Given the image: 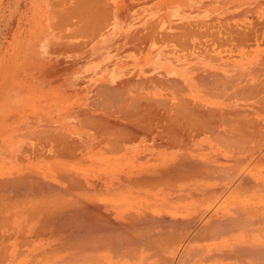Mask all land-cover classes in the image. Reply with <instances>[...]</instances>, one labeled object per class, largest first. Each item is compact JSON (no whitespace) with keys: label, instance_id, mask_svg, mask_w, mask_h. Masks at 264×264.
Instances as JSON below:
<instances>
[{"label":"bare ground","instance_id":"bare-ground-1","mask_svg":"<svg viewBox=\"0 0 264 264\" xmlns=\"http://www.w3.org/2000/svg\"><path fill=\"white\" fill-rule=\"evenodd\" d=\"M198 48L181 77L153 75L148 98L128 78L133 97L110 111L0 128V264H264V54L211 65ZM27 134L50 141L49 161L24 153Z\"/></svg>","mask_w":264,"mask_h":264},{"label":"crops","instance_id":"crops-1","mask_svg":"<svg viewBox=\"0 0 264 264\" xmlns=\"http://www.w3.org/2000/svg\"><path fill=\"white\" fill-rule=\"evenodd\" d=\"M84 1L88 2L87 6L91 3L101 5L95 7L97 5L92 4L94 8H86V3L81 0H0V128H34L37 125L42 128L40 124L46 126L55 119H65L67 116L75 118L81 109V112L88 110L87 113L110 111L113 108L112 102L121 97L118 94H127L131 90L128 87H136V82L131 79L128 81V78L138 79V82L139 78L146 79L145 82L140 79V83L137 82L138 86L133 90L135 93L139 91L140 95L131 92L134 97L139 96L137 98L140 100L141 97L148 98L146 95L150 90V83L157 76V80L178 78L182 71L195 66L193 64L197 65L198 39L212 35L222 36L208 33L209 28L230 21V17L234 15V7L241 5V0L237 3V0ZM100 6L109 11L107 14L103 11L108 19L99 12L102 11ZM93 9H97L99 13H95ZM91 12L92 15H97L92 18L91 14L88 15ZM94 21L96 24L92 23ZM67 65L71 66L68 68ZM153 75L156 77H152ZM127 81L128 83L123 84ZM108 85L111 89H107ZM98 86L99 89L110 90L109 94L106 90L103 92L105 97L101 93L105 102L101 101H104L102 96L95 98L100 92ZM115 87L123 91L118 93L120 90H115ZM107 94L112 99L111 103L109 101L110 105L106 102L109 99ZM112 95L114 99L119 97L113 100ZM133 96L129 95L130 98ZM90 99H93V103H99H96L98 110L93 109L95 104ZM102 106L110 108L105 110ZM77 110L79 111L76 112ZM76 118H80V115Z\"/></svg>","mask_w":264,"mask_h":264},{"label":"rangeland","instance_id":"rangeland-1","mask_svg":"<svg viewBox=\"0 0 264 264\" xmlns=\"http://www.w3.org/2000/svg\"><path fill=\"white\" fill-rule=\"evenodd\" d=\"M237 1H236V3H237ZM234 9L235 10H233L232 12L235 15H232V17L230 18V21H227L226 23H220L218 25H215L213 28H209L208 33H210V34H221L222 36H220V37H212V36L202 37L199 39V41L201 40V42L198 41V47L202 46V47L206 48V54H208V55L206 56V54L204 53V59L205 60L207 59L208 63L211 65H221V64L227 65L228 64L227 62L230 63L228 65H231V64L236 65V63H238L239 61L245 62L255 54V50H259V52L261 54H264V36H263V34H264V0H242L241 5L234 7ZM245 10H247V11H245ZM243 11H244V13H242ZM237 13L240 14V15H238L240 17L236 16ZM222 24H224V25H222ZM228 24L232 25V26L229 27ZM232 28L235 31L231 30ZM234 28H236V29H234ZM250 28L253 31L250 30ZM258 31L260 33H258ZM230 32H232V33H230ZM237 33H238V35H237ZM239 34L242 35V37ZM259 34H261V35H259ZM232 37H234V39ZM257 39H258V42H257ZM260 39H262V40H260ZM224 40L227 41V43ZM230 41H231V43H230ZM255 42H257L258 44ZM198 49L200 50V48H198ZM198 55L201 56L202 53L199 51ZM218 63H220V64H218ZM158 88H160V87L158 86ZM149 94H150V92L147 94L148 97H149ZM134 95H136V94H134ZM75 121H76V119L74 120V123H75L74 125L77 124L76 123L77 121L76 122ZM28 135L30 137V140H28V142L26 143L27 146L24 149V153L26 151L27 154L31 155V158H30L31 161H33L34 159H35L34 161H39L41 159L40 162H44V160L49 161L50 158L52 157L50 155L51 154L54 155V153L52 152V149L50 148L51 147L50 141L45 140V141L40 142V140L37 141L36 138H34V136L33 137L30 136V134H27L26 137H28ZM18 136L20 137L21 135H18ZM31 137L34 139H32ZM35 137H36V135H35ZM37 137H39V135H37ZM45 142H46V144H45ZM43 144L45 147L43 146ZM35 149L37 151H35ZM80 150H81V152H80ZM82 150H83L82 148H78V149H76V153H82L83 152ZM41 153H44L45 156L40 157V159L37 158V157H39V156H37V154L39 155ZM2 154H3V150L0 148V155H2ZM2 157H4V156H2ZM43 157H45V158H43Z\"/></svg>","mask_w":264,"mask_h":264}]
</instances>
